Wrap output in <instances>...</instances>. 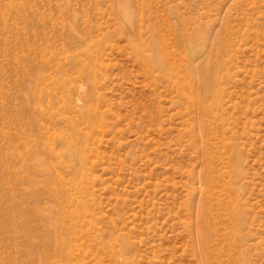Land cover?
Returning a JSON list of instances; mask_svg holds the SVG:
<instances>
[{"label":"rangeland","instance_id":"obj_1","mask_svg":"<svg viewBox=\"0 0 264 264\" xmlns=\"http://www.w3.org/2000/svg\"><path fill=\"white\" fill-rule=\"evenodd\" d=\"M67 252L264 264V0H0V264Z\"/></svg>","mask_w":264,"mask_h":264},{"label":"bare ground","instance_id":"obj_2","mask_svg":"<svg viewBox=\"0 0 264 264\" xmlns=\"http://www.w3.org/2000/svg\"><path fill=\"white\" fill-rule=\"evenodd\" d=\"M89 115V114H88ZM230 221L232 222L233 224V229H234V232L237 231V229L239 228V226L241 225V221H240V218L237 217L235 214H233L230 218ZM235 226V227H234ZM232 231V230H231ZM233 232V231H232ZM233 232V233H234ZM236 234V233H235ZM70 249V248H69ZM64 262L63 264H76L78 262V258H74V254L70 253V252H67L65 255H64ZM241 264V261H239Z\"/></svg>","mask_w":264,"mask_h":264}]
</instances>
